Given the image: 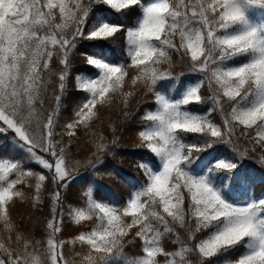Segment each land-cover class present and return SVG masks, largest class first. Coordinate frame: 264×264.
<instances>
[{"label": "snow or ice", "instance_id": "6c2138e0", "mask_svg": "<svg viewBox=\"0 0 264 264\" xmlns=\"http://www.w3.org/2000/svg\"><path fill=\"white\" fill-rule=\"evenodd\" d=\"M121 33L127 62L104 43ZM81 41L98 51L77 75ZM177 64L187 65L184 80ZM70 80L82 96L61 123ZM172 82L183 90H158ZM141 89L154 106L137 133L150 153L138 164L145 181L123 203L97 200L89 189L65 213L62 193L79 168L95 167L115 142L99 131L103 110L118 103L127 118ZM78 130L94 149L83 162L70 158ZM0 136L18 150L0 155V264H264V197L235 196L255 178L243 168L233 174L234 159L250 152L259 150L264 164V0H0ZM219 144L233 158L216 155ZM46 183L55 187L40 241L18 229L10 209L25 200L39 206ZM65 217L90 226L61 239ZM136 240L140 254L130 257L125 248Z\"/></svg>", "mask_w": 264, "mask_h": 264}, {"label": "trees", "instance_id": "16d2710c", "mask_svg": "<svg viewBox=\"0 0 264 264\" xmlns=\"http://www.w3.org/2000/svg\"><path fill=\"white\" fill-rule=\"evenodd\" d=\"M99 7L100 6H97V11ZM135 19V15L125 17L127 26H132ZM88 43L87 41H81L74 55L73 69L74 73L77 75L87 67L85 57L98 51L96 48H86L85 46L88 45ZM104 43L106 46L111 47L112 51L110 55L117 56L127 62L125 38L122 33ZM174 71L177 73L184 72L185 76H182L181 80H184L188 75L186 64H177ZM131 74L132 71L130 70V75ZM74 83V80H70L69 82V94L63 101L64 110L61 112V123L71 116L73 107L79 102L82 96V93L77 92L73 87ZM189 83H191V81H189ZM158 90H168L175 95L177 91H182L183 89L179 88L177 82H172L167 84V89L162 85H158ZM204 94L207 95L206 92ZM149 101H151V94L143 95V89H141L129 101L128 111L130 114L127 118L121 115L118 103H114L111 111L107 109L103 110V124L99 125V131L102 132L108 141L115 142L109 144L108 150L100 156L101 162L96 164L95 167L85 164L79 168L74 181L62 193L65 197V213L68 211L67 205L79 206L77 202H83L84 194L89 189L92 190L97 200H105L111 197L123 203L128 198L129 194L133 192L136 187H139L140 183L145 181L144 172L138 167V164L140 162H150V153L146 149L138 147L139 140L137 133L142 128L140 117L143 115L145 108L154 110V106L150 104ZM197 107L203 109L207 106ZM213 118L219 122L218 114H213ZM110 122L115 125V132L109 127ZM192 139L193 137L189 136L188 142H191ZM64 140L67 141L68 137L65 136ZM237 143L240 147H244L245 139L241 137ZM214 149L216 150V155L223 154L224 156L233 158L231 146L229 145H215ZM93 150V145L88 135L83 130H78L70 146V158L83 162L91 156ZM17 151V147L10 136H0V155L12 156L17 153ZM207 151L213 152V149H208ZM258 151L259 150H257L256 153L250 152L249 155L243 159H234V162L238 164V169L234 170L233 174H235V171H239L240 168H243L255 178L251 189L247 192L245 188H238L234 191V195L241 199H246L248 195H252L256 198L264 197V164H261L259 161ZM206 154V152L194 153V155H198L201 158ZM15 158L22 159L24 158V154L20 153ZM197 164H199V160L193 164V168H195ZM26 167H31L33 171H40L39 166L33 163L26 164ZM221 175H224V173H221ZM229 186H231L230 182ZM54 187L55 185H48L46 183L45 190L42 194L43 202L37 207H33L29 200H25L18 201L15 206L10 209L12 218L18 226V229L25 235H30L35 240L43 241L46 238L45 224L50 218L51 204L49 192ZM24 191L27 196L30 197L32 195V189L24 188ZM185 203L187 204V200ZM89 226L75 225L65 217L60 238L65 240L70 239L81 231H87ZM164 246L169 251L175 249V245L170 239H165ZM75 250L79 251L80 249L77 248ZM72 251L73 250L69 246H65L64 253L66 256H70ZM125 253L130 257L139 255L140 241L136 240L132 244H129L125 248Z\"/></svg>", "mask_w": 264, "mask_h": 264}]
</instances>
